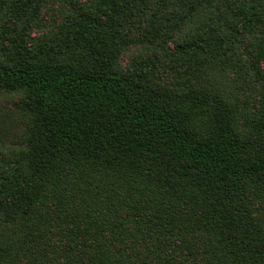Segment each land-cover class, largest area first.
Listing matches in <instances>:
<instances>
[{
	"label": "trees",
	"instance_id": "1",
	"mask_svg": "<svg viewBox=\"0 0 264 264\" xmlns=\"http://www.w3.org/2000/svg\"><path fill=\"white\" fill-rule=\"evenodd\" d=\"M0 264H264V0H0Z\"/></svg>",
	"mask_w": 264,
	"mask_h": 264
}]
</instances>
